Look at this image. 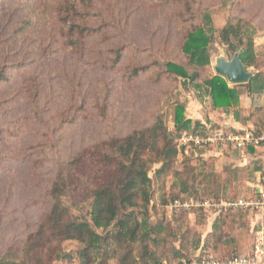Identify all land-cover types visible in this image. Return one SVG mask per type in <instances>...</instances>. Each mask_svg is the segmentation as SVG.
<instances>
[{"label": "rangeland", "instance_id": "1", "mask_svg": "<svg viewBox=\"0 0 264 264\" xmlns=\"http://www.w3.org/2000/svg\"><path fill=\"white\" fill-rule=\"evenodd\" d=\"M70 1L0 0V76L4 77H0V259L9 256L17 263L23 260L27 238L50 210V188L57 170L79 151L113 137H125L152 125L159 116L172 129L178 103L185 104L188 119L207 126L221 128L234 119L232 113L214 110L208 97L198 98L192 88L182 84L183 79L169 76L158 80L159 67L129 79L130 69L135 66L187 63L182 44L188 27L178 21L180 6L166 5V0H93L90 6L82 3L80 24L89 29L82 46L72 50L62 45L60 38L63 29L59 8L63 16L72 17ZM196 3L199 10L211 13L218 30L232 17L256 27L254 43L259 63L248 71L264 74V0ZM121 50L122 59L115 67ZM210 54L212 65L202 73L204 80L216 75L219 59L233 58L219 37L210 45ZM240 92L243 113L245 106L250 112L256 105H264V96L248 101L245 87H240ZM242 126L243 130L253 128L251 123ZM199 156L218 173L252 167L256 161L264 166V146L248 161L247 151L232 147L211 148L194 155ZM191 163L182 155L177 169L184 171ZM150 177L151 221L155 224L171 217L161 202L164 194L170 198L173 178L158 177L155 172ZM240 181L244 184L238 185V199L255 200L263 195L257 196L256 188H264V173L246 175ZM248 213L243 220L249 222L246 252L253 246L255 233L264 227V210ZM214 220L213 215L196 213L190 216L189 226L205 237ZM65 246L68 250L74 248L72 243ZM72 264L81 262L75 260Z\"/></svg>", "mask_w": 264, "mask_h": 264}, {"label": "trees", "instance_id": "2", "mask_svg": "<svg viewBox=\"0 0 264 264\" xmlns=\"http://www.w3.org/2000/svg\"><path fill=\"white\" fill-rule=\"evenodd\" d=\"M70 3L72 17L67 13L63 16L59 8L63 29L60 38L62 45L75 50L82 46L85 31L89 29L80 24L84 14L79 6L82 3L90 6L93 0ZM166 5L181 7L178 21L188 27L182 44L187 63L153 62L135 66L130 69L129 79L135 80L152 67H159L158 80L169 76L183 79L182 84L192 88L198 98L208 97L214 110L232 113L236 122L251 123V131L264 134V105L252 107L249 115L244 116L240 92V87H245L253 101L263 97L262 72L253 73L249 83L235 86L216 75L202 79V73L212 65L210 45L218 37L233 56L240 53L246 69H256L259 63L254 43L256 27L247 20L232 17L218 30L211 13L199 10L196 0H166ZM121 59L122 50L113 66L117 67ZM0 77L4 78L2 74ZM185 113V104L178 103L172 129L159 116L152 125L136 129L125 137H113L79 151L57 170L50 188V210L27 238L22 249L23 260L17 263L5 256L0 264H72L75 260L81 264H174L195 252L225 259L250 256L253 246L246 252L249 222L243 221L248 212H252L250 209L221 212L205 237L189 226L190 216L196 213L206 216L203 211L173 212L170 218L163 217L155 224L151 221L152 172L158 177L171 175L173 178L170 198L162 195V208L178 199H238V185L244 184L240 178L264 173L259 161L252 167L228 168L218 173L202 157H194L205 151L201 149L190 155L183 154L184 160L192 163L179 171L177 162L182 153L177 140L183 134L205 133L208 127L203 122L188 119ZM217 128L211 126L212 130ZM221 128L235 132L232 128ZM255 150L250 147L244 151L254 154ZM176 242L180 243L179 247L175 246ZM67 243L74 244V248L68 250Z\"/></svg>", "mask_w": 264, "mask_h": 264}, {"label": "built area", "instance_id": "3", "mask_svg": "<svg viewBox=\"0 0 264 264\" xmlns=\"http://www.w3.org/2000/svg\"><path fill=\"white\" fill-rule=\"evenodd\" d=\"M264 146V134H255L251 130L228 132L222 128L212 130L207 127L205 133L183 134L177 140V147L181 155H189L196 149L207 150L218 147H232L235 150H245L250 147L260 148ZM166 209L173 212L193 213L203 211L205 214L217 216L221 212L232 209L264 210V196L255 200L237 199L235 201H213L208 199L174 200L166 205ZM162 264H169L164 262ZM174 264H264V231L255 233V241L252 254L246 257H234L231 259L216 258L211 254L197 252L188 258H183Z\"/></svg>", "mask_w": 264, "mask_h": 264}, {"label": "water", "instance_id": "4", "mask_svg": "<svg viewBox=\"0 0 264 264\" xmlns=\"http://www.w3.org/2000/svg\"><path fill=\"white\" fill-rule=\"evenodd\" d=\"M216 76L224 78L230 85H243L249 83L252 73L246 69V66L237 52L231 60L221 58L217 61L215 67Z\"/></svg>", "mask_w": 264, "mask_h": 264}, {"label": "crops", "instance_id": "5", "mask_svg": "<svg viewBox=\"0 0 264 264\" xmlns=\"http://www.w3.org/2000/svg\"><path fill=\"white\" fill-rule=\"evenodd\" d=\"M242 95H241V101H242ZM248 97V96H247ZM247 100L249 101V100H251L249 97L247 98ZM242 105V104H241ZM247 109V110H246ZM249 111V106L247 107V106H245V109H244V115H248V112ZM227 128H232V129H235V131H243V128H245L244 126H242L240 123H238V122H236L234 119H233V121L232 122H228V124H226L225 125ZM225 126H223V127H225ZM251 129V127L249 128V130ZM246 130V129H245ZM258 149H260V148H256V150H255V153L254 154H256L257 152H258ZM248 153V156H245L246 157V159H247V161H248V158H251V154L252 153H249V152H247ZM250 154V155H249ZM244 155H246V154H244ZM256 193H258V195L260 196V195H262V196H264V188H262L261 186H257V188H256ZM262 196H260V197H262ZM212 216V215H211ZM262 216H264V214H262ZM215 217V216H214ZM263 229H264V227H262Z\"/></svg>", "mask_w": 264, "mask_h": 264}]
</instances>
